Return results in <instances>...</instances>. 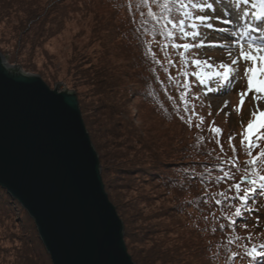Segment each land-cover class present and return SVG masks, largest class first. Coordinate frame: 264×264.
Returning <instances> with one entry per match:
<instances>
[{
    "label": "trees",
    "instance_id": "16d2710c",
    "mask_svg": "<svg viewBox=\"0 0 264 264\" xmlns=\"http://www.w3.org/2000/svg\"><path fill=\"white\" fill-rule=\"evenodd\" d=\"M37 4V0H0V16L12 15L25 22L22 30L32 31L24 48L58 34L68 21L79 25L75 39L83 36L93 43L89 49L72 45L66 86L77 95L90 139L100 140L94 147L102 149L98 159L104 188H117L127 197L124 208L129 209L133 229L123 224V239L131 259L140 264H264V190L256 188L240 200L252 187L245 179L254 166L247 163L248 150L241 144L252 117L231 124L222 109L212 107L192 75L194 48L172 47L193 42L171 26V38L161 35L143 0H73L68 11L65 1ZM149 6L160 13L151 0ZM171 16L183 18L175 11ZM193 22L186 19V30ZM0 48L8 63L33 70L18 53ZM182 69L186 78L179 74ZM132 104L143 117L141 125L135 122L139 116L133 114ZM191 110L197 115L189 126ZM199 117L204 121L196 128ZM210 126L222 130L223 152ZM255 142L258 147L252 155L264 149V140ZM255 168L264 175L259 160ZM224 172L231 178L217 183L216 177ZM237 183L240 192L232 187ZM116 203L119 211L122 204ZM237 207L242 208L239 217ZM252 248L262 255H248ZM0 264H52L33 219L1 186Z\"/></svg>",
    "mask_w": 264,
    "mask_h": 264
},
{
    "label": "water",
    "instance_id": "95a60500",
    "mask_svg": "<svg viewBox=\"0 0 264 264\" xmlns=\"http://www.w3.org/2000/svg\"><path fill=\"white\" fill-rule=\"evenodd\" d=\"M0 186L33 219L52 264H136L75 91L1 52Z\"/></svg>",
    "mask_w": 264,
    "mask_h": 264
},
{
    "label": "rangeland",
    "instance_id": "374dc122",
    "mask_svg": "<svg viewBox=\"0 0 264 264\" xmlns=\"http://www.w3.org/2000/svg\"><path fill=\"white\" fill-rule=\"evenodd\" d=\"M60 1H65L66 4L64 8H67V11L70 9L73 3V0ZM222 1L223 0H199V3H211L213 5L212 9H205L203 12H199V15H206L210 17L207 22L213 24V29H208L200 25L199 21L194 20L198 25V28L196 30L201 32L202 35L196 37L195 39H193L191 36H189L188 38L193 42L194 45L200 44L201 41H203L204 43L203 47H194L193 59L199 58L201 60H208L213 65H216L217 70L219 71H222L218 68V65L221 63L228 64L233 69V72L229 76V79L227 81H220L218 78H214L208 81L206 84H201V86L203 92L206 93V98L208 99L212 107L215 106L216 109H222L225 117L229 119L230 123L237 124V121H242L246 116L252 117V112L257 108H259L260 110H264V104L253 99V92H248V95L244 98V104L241 107L240 112L238 113L235 111V108L240 101V94L247 91L245 69L250 67V62L239 59V50L238 52L230 50L229 52H231V58L227 59L225 55H221V53L218 52V50L222 49V47L209 45H234V41L236 40L235 37L228 38V40L230 39L229 42L227 40L218 41L217 32H219L220 28H222L224 32L227 33H231L233 31L232 29H229L228 27L222 25L225 20L232 21V18H234L235 16L239 18L238 20L252 17V12L250 11V9L253 8V2H250V0H248L247 4H242L239 8H236L233 0H227L230 6L235 10L234 15H228L226 14L224 8L225 5ZM48 2L49 0H37V5L43 7ZM244 12H248V15L243 16ZM0 18L1 47L9 48V51H15L16 53H18L20 55V58H22L26 63H29L31 65L30 67L33 69L32 71L27 72L38 74L49 87L53 88L55 82H58L62 84L66 89L73 90L66 86L65 80L69 77L68 71L70 70L68 67L69 60L73 52L72 45L77 44V46H85L86 49H89V46L93 44L86 41V38L83 36L82 38L75 39V36L73 34L79 26L78 23H71L68 21V23H66V26H63L64 29H62V31H60L58 34H53L54 36L50 35L46 40H40L34 45L28 44L24 48L23 45L30 42L33 35L32 31L30 30L27 32L22 30L24 26L23 23L25 22L19 23L12 15H9L5 18H3V16H0ZM46 25L48 26V24L46 23L44 27ZM189 30L191 31V29ZM46 31L47 33H52L51 30ZM19 33L20 38L18 36ZM47 35L48 34H46L45 37H47ZM6 43H9V46H7ZM1 49L2 48H0V52L2 53ZM233 59H237V64L232 65L231 61ZM19 67L23 71H26L21 66ZM209 89H211V91H209ZM225 102H227L226 107ZM131 110L134 115L137 114L139 116L138 119L135 118V122L138 125H141L143 122V117L138 113L139 110L134 104L131 105ZM261 133H264V129H261ZM90 140L93 146L98 144L100 141L99 139H96V137L95 139L91 138ZM95 150L97 155L102 152V149ZM104 190L113 205H117L116 200L118 204H122V206L120 205L121 209L117 211L118 216L122 220V223L126 225L129 230L133 229V224L130 220L129 209L124 208L126 206L125 199H127V197L124 194L118 193V189L112 188L111 186L105 187ZM130 231L132 232V230ZM132 242L133 240L131 239V243ZM134 246L137 247L139 245L135 244ZM135 263L140 264L136 260Z\"/></svg>",
    "mask_w": 264,
    "mask_h": 264
},
{
    "label": "snow or ice",
    "instance_id": "6c2138e0",
    "mask_svg": "<svg viewBox=\"0 0 264 264\" xmlns=\"http://www.w3.org/2000/svg\"><path fill=\"white\" fill-rule=\"evenodd\" d=\"M152 3L156 4L159 9L160 13H155L152 8L149 6V0H143V4L145 7L148 8L147 15L153 21H156L161 28V35H167L169 38L173 36V31L171 29H176L181 34L182 37H189L191 36L195 39L198 36H201L202 33L197 31L198 25L196 23H190L187 25L188 29L186 30V19L191 21H199L200 25L208 28L213 29V24L207 22L210 17L206 15H195L193 16V12L191 10H198L199 12H203L205 9H212L213 5L211 3H195L192 0H151ZM235 7L239 8L242 4H247L248 0H233ZM253 8H256L257 11L252 13V17L255 20L262 21L261 25L252 26V25H238L237 29L233 30L231 33H225L228 38L236 37L234 43L239 46V59L250 62L251 66L245 69V76L247 77V91L240 94V101L239 104L236 106L235 111L240 112L241 107L244 104V98L248 95V92H253V99L256 101L264 100V0H253ZM173 11L178 12L183 18L179 20H174L171 16ZM248 12H244L243 16H247ZM224 23H233V21L226 20ZM171 26V29L169 28ZM257 29L261 32L262 39L255 40L252 38H248V34L250 31L255 32ZM247 38V39H246ZM246 41V47L245 42ZM204 43L201 41L200 44H182L177 45L173 44L172 47H181L185 50L191 48H199L203 47ZM209 46H216V47H227V45L219 44V45H209ZM167 47V45H165ZM231 55V52H229ZM181 58H184L185 53H180ZM153 60L156 64H159L160 61L156 60L153 56ZM171 63V61H169ZM184 63L187 64L188 61L184 60ZM193 65L196 67V71L192 73L200 84H206L208 81L218 78L220 81H227L229 76L232 74L233 69L225 63H221L218 65V68L222 71L217 70V66L210 63L208 60H201L199 58H195L191 61ZM232 65L237 64V59H233L231 61ZM180 75L184 76L185 78L188 76L187 71L181 70L179 73ZM171 79V77H169ZM184 87H188L187 84ZM211 91V89H209ZM181 99H184L185 96L182 93ZM227 106V102H225V107ZM211 113H209L210 115ZM194 110H191V115L188 118L189 126H192V117L196 116ZM204 118L199 117V123L195 124L196 128H200L203 124ZM261 129H264V110H260L257 108L255 111L252 112V119L248 122L247 127L244 129L242 133L241 144L246 145L248 150L249 159L247 163L249 165H253L251 175L248 178L249 184L252 186L250 188H246L244 190V195L240 197L241 201H244L248 198L250 192H254L256 188H260L264 190V175H260L255 165L257 161L264 165V149H261L256 155H252V149L258 147L255 141L264 140V133H261ZM209 130L215 134L217 137L216 143L220 146L221 152L224 151L223 145L220 142L219 136L221 134V129L218 127L210 126ZM233 137L229 136L228 143L229 147L232 148V151L235 153L236 149L232 144ZM233 167L235 164L233 163ZM231 178V174L229 172H224L223 176H217L216 182L219 183L224 178ZM232 187L236 189L237 192H240L241 185L239 183L234 184ZM220 195H224L223 192ZM217 204L221 201L216 200ZM235 215L237 217L242 215V208L237 207L235 209ZM236 239H240L236 237ZM232 243V241H229ZM235 255V254H234ZM248 255L250 256H260L262 253L256 251L255 248H252Z\"/></svg>",
    "mask_w": 264,
    "mask_h": 264
},
{
    "label": "bare ground",
    "instance_id": "6f19581e",
    "mask_svg": "<svg viewBox=\"0 0 264 264\" xmlns=\"http://www.w3.org/2000/svg\"><path fill=\"white\" fill-rule=\"evenodd\" d=\"M251 1V0H250ZM224 3V8L226 11V14L228 15H234L235 10L233 9V7L230 6V4L226 1H222ZM253 10H255L256 8H252ZM233 23H222L223 26L228 27L229 29L235 30L237 29L238 25H252V26H257V25H261L262 21L260 20H255L253 17L250 18H243V20H238L239 18H237L236 16L234 18H232ZM226 21V20H225ZM224 30L222 28L219 29V32H217V36H218V41H223V40H227L228 42L230 41V39L228 40V37L225 35ZM236 38V37H235ZM248 38H252L255 40H260L262 39L261 37V32L259 29H257V31L252 32L250 31L248 34ZM247 39V38H246ZM245 43V47H246V41ZM230 50H234L236 52H238L239 50V46L234 44V45H227V47H222V49H219L218 52L221 53V55H225V57L227 59L231 58V55H229V51ZM260 103L264 104V100H260Z\"/></svg>",
    "mask_w": 264,
    "mask_h": 264
}]
</instances>
